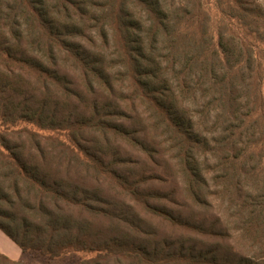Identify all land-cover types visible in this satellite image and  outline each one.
Wrapping results in <instances>:
<instances>
[{"label":"trees","instance_id":"16d2710c","mask_svg":"<svg viewBox=\"0 0 264 264\" xmlns=\"http://www.w3.org/2000/svg\"><path fill=\"white\" fill-rule=\"evenodd\" d=\"M201 7L0 0V230L23 251L264 264V55Z\"/></svg>","mask_w":264,"mask_h":264},{"label":"rangeland","instance_id":"374dc122","mask_svg":"<svg viewBox=\"0 0 264 264\" xmlns=\"http://www.w3.org/2000/svg\"><path fill=\"white\" fill-rule=\"evenodd\" d=\"M245 1L246 6V15L241 19L245 18L247 23L239 24L234 17L230 15V6L232 1L231 0H196L197 4L201 5L203 10H209L211 15V24H212V31L216 34L219 26L225 25L228 28V32L233 33L235 38L239 40H243L244 49H251L255 46L254 50L259 51L262 50V55H264V43L263 44H256L255 40L258 38L255 37L256 33H251V29L254 30V27H250L256 25L260 27L259 34L264 38V29L261 24V20L257 15V11L259 7L264 8V0H243ZM229 6V7H228ZM229 10V16L224 11ZM228 12V11H227ZM244 13L243 11H241ZM250 24V25H249ZM25 124H21L24 126ZM32 127L31 125H29ZM17 128V126H15ZM0 130H2L0 128ZM43 134H53L51 131H42ZM60 138H64L65 132H58ZM136 155V154H135ZM264 162V161H263ZM163 170V169H161ZM258 170L260 173V178H264V164H258ZM168 180L165 182L154 181V186L158 187L157 189L160 191H167L173 187V181L175 180L173 177L168 176L167 174L163 175ZM152 222L157 226L160 227L163 232H171L172 228H169L168 225L164 222H160L157 219H152ZM1 232V231H0ZM8 238V237H7ZM9 239V238H8ZM1 241V240H0ZM9 242L15 244L11 239ZM16 246V245H15ZM17 250L20 248L16 246ZM19 248V249H18ZM21 250V249H20ZM107 256L104 253L94 250H70L66 251L60 256L53 257L47 254H44L40 251L36 250H27L23 251L22 258L19 259L25 264H106ZM14 260V259H13Z\"/></svg>","mask_w":264,"mask_h":264},{"label":"crops","instance_id":"0c3cea01","mask_svg":"<svg viewBox=\"0 0 264 264\" xmlns=\"http://www.w3.org/2000/svg\"><path fill=\"white\" fill-rule=\"evenodd\" d=\"M8 238L2 231L0 232V240H1L0 241V251L4 253L5 255H7L8 257H10L11 259H14V260L21 259L23 250L19 246L18 247L21 250L19 248H18L19 250H17V248H15L17 245L13 244L12 242H9L10 238L9 239Z\"/></svg>","mask_w":264,"mask_h":264}]
</instances>
